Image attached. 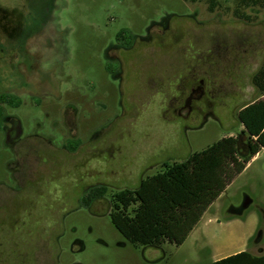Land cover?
Instances as JSON below:
<instances>
[{
    "label": "rangeland",
    "instance_id": "obj_1",
    "mask_svg": "<svg viewBox=\"0 0 264 264\" xmlns=\"http://www.w3.org/2000/svg\"><path fill=\"white\" fill-rule=\"evenodd\" d=\"M39 2L0 6L28 21ZM228 7L230 0L213 13L204 2L183 0H56L46 34L28 44L26 64L11 57L19 80L2 62L14 44L0 43V95L12 101L4 114L19 122L23 152L38 158L37 172L0 197V264H211L222 254L264 248V150L180 246L133 244L110 219L116 193L240 134L238 111L259 98L252 76L264 62V10L246 23ZM117 34L134 44L123 72L106 59ZM200 81L202 100L189 112L183 101ZM5 144L0 130L4 188L13 187ZM79 146L67 162L63 147ZM96 183L106 193L86 207V187Z\"/></svg>",
    "mask_w": 264,
    "mask_h": 264
},
{
    "label": "trees",
    "instance_id": "obj_2",
    "mask_svg": "<svg viewBox=\"0 0 264 264\" xmlns=\"http://www.w3.org/2000/svg\"><path fill=\"white\" fill-rule=\"evenodd\" d=\"M183 1L204 2L207 11L213 13L227 0ZM230 2L231 7L226 10L234 19L246 23L252 21L250 13L264 10V0ZM252 85L259 98L238 111L239 135L221 139L198 153L194 162L174 164L141 181L136 189L113 195L110 219L118 233L143 247L184 243L212 203L264 150V62L252 76ZM11 102L0 95V130L3 106H11ZM215 264H264V254L253 256L242 252Z\"/></svg>",
    "mask_w": 264,
    "mask_h": 264
},
{
    "label": "flooded vegetation",
    "instance_id": "obj_3",
    "mask_svg": "<svg viewBox=\"0 0 264 264\" xmlns=\"http://www.w3.org/2000/svg\"><path fill=\"white\" fill-rule=\"evenodd\" d=\"M55 1L56 0H40L37 13L32 14L30 20L28 21H26L21 14H13L0 6V43H4V45L7 46V41H9L15 46L13 53H9L10 55H7L6 53V57L4 56L5 60L3 57L2 62L5 61L8 68L10 66L12 67L13 74L18 77L17 80L22 78V74L15 72V66H13L14 64L11 62V57L12 55H14L18 61L26 64V56L27 59L32 56L30 54V51L28 50V44L30 41L37 40L42 35L46 34L51 13L50 9ZM114 40V44L110 47L109 52H107L106 54V59L112 61L113 65L118 71L123 72L124 67L128 63L129 53L134 49V44L132 43L133 38L130 37V40L127 43H124L122 41L121 34H117ZM35 53L32 54L36 55ZM119 77L120 79H122L121 75H119ZM200 83L202 82H198V84L194 88L190 89L189 94L183 101L185 107L189 106V112H192L196 109L195 105L193 107L190 106L194 100H202L203 94L199 86ZM177 101L178 100H173L171 101V103ZM14 122L16 121L13 118L3 113L1 131L4 132L5 138L6 133H9L10 135V142L5 145L11 154V160L6 164L5 175L7 176V179L11 182V184H13V187L4 188L0 184V197L4 194L11 196L15 191H17L18 187L21 186L22 183H26L29 177L34 172H37L38 168V165H36V163L38 162V158L36 156L35 150L29 149V151L26 150L24 153L23 149H25L28 144H25V142L22 141L21 138L15 137L16 131L12 129V123ZM65 123L68 125L66 137L68 140H72L75 137L76 133L72 128L71 118L65 117ZM63 149L65 150V153H67L66 161L70 163L71 158L78 155L81 147L79 146V148H71L70 150H67L66 147H63ZM23 163L25 164V167L22 166ZM81 167L82 166L80 164V170ZM103 189H105L106 193V188L99 186V184L97 183L96 185L86 187L87 193L82 199L83 202H86L85 206L91 208L93 204H96L99 200H101V198L103 197ZM14 256L15 259H22V255L17 251L14 252ZM8 258L12 259L13 257L9 256Z\"/></svg>",
    "mask_w": 264,
    "mask_h": 264
},
{
    "label": "crops",
    "instance_id": "obj_4",
    "mask_svg": "<svg viewBox=\"0 0 264 264\" xmlns=\"http://www.w3.org/2000/svg\"><path fill=\"white\" fill-rule=\"evenodd\" d=\"M261 151H262V150H261ZM261 151H260V152H261ZM256 157H257V156H255V157L251 160V162H252L253 160H255ZM251 162H250V163H251ZM193 230H194V229H193ZM255 245H259V242H255ZM242 252H247V253H249V254H251V255H253V256H260V255L264 254V248H261V247L259 246L258 254H253V253H251V252H249V251H247V250H243V249H239V250H237V251H235V252H233V253H230V254H222V255L217 256L215 259H213L212 262H211V264H215V263H217V262H219V261H221V260H224V259L227 258V257L233 256V255H236V254H239V253H242Z\"/></svg>",
    "mask_w": 264,
    "mask_h": 264
},
{
    "label": "water",
    "instance_id": "obj_5",
    "mask_svg": "<svg viewBox=\"0 0 264 264\" xmlns=\"http://www.w3.org/2000/svg\"><path fill=\"white\" fill-rule=\"evenodd\" d=\"M53 10H54V3L52 4V7L50 9V12L52 13ZM12 129H14L16 131L15 137L18 138L19 135H20V133H21V128H20L19 122L16 121V122L12 123ZM5 142H6V144H8L10 142V135H9V133H6ZM249 204H250V201L248 199H246V201L244 202L242 208L243 209H246Z\"/></svg>",
    "mask_w": 264,
    "mask_h": 264
}]
</instances>
